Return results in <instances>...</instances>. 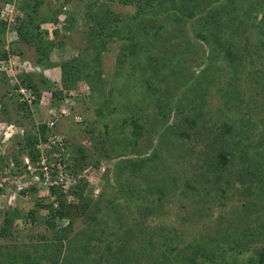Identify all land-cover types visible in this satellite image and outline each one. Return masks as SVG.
I'll return each mask as SVG.
<instances>
[{"label":"rangeland","instance_id":"374dc122","mask_svg":"<svg viewBox=\"0 0 264 264\" xmlns=\"http://www.w3.org/2000/svg\"><path fill=\"white\" fill-rule=\"evenodd\" d=\"M24 1L26 0L0 2V20L6 22L7 27L5 30L8 33L4 38L5 45L3 50L9 54L4 58L7 60V64H0V78L4 77L9 82V85L3 87L0 83V98H2V94H10L11 91L13 94L21 95L19 90L25 88H19L18 85H21L23 73L36 74L32 82L36 83V88L37 90L39 89V92L36 91L33 96L36 98L37 94H40V98L38 107L34 110L33 115H30L26 109L19 108L16 104L10 105L11 103L6 100L7 98L1 99L9 106L0 112V129L2 130L0 134V157L6 154V157H3L5 161L14 162V166L17 164L18 168H22L19 170L21 174L16 175L15 178L17 180L23 178V183L20 184L21 181L17 182L15 190H19L18 192L14 191L13 193L8 192L0 195V227L3 226L4 219L7 220L8 217L5 210L14 209L28 212L35 207L34 204L36 202L42 200L41 197H37L38 201L33 200L28 193L22 195V192L30 191V188H32L30 187V177L26 174L27 168L24 166L27 153L22 156L18 152L20 155L17 158L14 159L12 157V154L17 150L16 142L24 140L28 134L35 140L34 151L40 150L49 154V164L55 167L60 163L63 171H65V167L62 162L69 161L70 163L76 157V148L79 146L82 147L85 155L92 162L95 163L94 159L96 157L94 155L98 156V167L95 168L92 164H87L78 173V180L84 178L83 176L86 174L89 185L94 189V196L100 193L104 185L103 182L106 180H111L110 183L114 187H116V183H120L128 195L131 192L132 201L131 203L128 202L129 205H123L125 207L123 210L124 219L105 222L103 228L100 229L102 233L100 238L94 234L85 235V233H82L78 236L77 242L72 244L62 243L60 250L55 245L54 251L51 253L43 251L48 244L46 239H54L49 229L43 224V221L48 218L47 211L40 210L35 212V216L39 220L36 221L38 223L41 222V225L38 226L30 222L31 216L27 219L17 218L14 220L12 218L11 226L14 233L11 238H4L0 235V258L3 264H95L96 260L98 264H117L114 259L116 254L122 258V261L126 260L125 264H146L147 261H150V264L151 262L152 264H193L190 261H193L197 255L191 253L190 243L197 237L209 238L213 228H219L220 232H233L235 235L230 237L239 242L245 241V239L239 240L242 236L238 235L236 228L232 226V222L235 221V216L241 210L242 204H245L244 209L250 212L251 217L246 220L253 223L258 220L259 223H264V186L257 185V188L262 186L263 191L260 192L257 188L251 191L250 186L246 187V182L248 184L249 178L255 184L258 178L257 172L264 167V110L260 111L253 106L249 110L250 121L260 130V135H263V143L261 146L240 153L236 157L239 161L235 164L234 170H236V177L242 178V181L236 182L233 188L240 194L239 198L241 200L239 201H236V198L230 200L222 197V203L221 200L217 203L216 198L212 200L211 192L205 191L204 193L200 190L201 186H198V184H196L198 189L188 187L186 180H192L193 170L189 169L179 174L176 171V167L173 166V160L165 159V156L168 157L171 153L177 155L181 153L180 148L175 149L177 145L179 147V143L176 141L173 144L169 142V145L162 143L160 152L157 150V140L154 135H150V140H153L152 146H145L147 149L141 146L142 136L139 139L140 143H135L133 146L134 154L132 156L123 153L124 146L127 147L126 140H128L129 146L134 142L133 139L129 138L132 129L131 125H129L131 120L124 122V119H133L134 121L135 118H138V122L150 121L153 118H158L159 120L160 115H164L168 109L174 108L176 101L183 98L186 94L189 95L187 98H195V102L202 101L204 103L203 110L205 115L203 111L202 113L206 119L220 117L221 107L222 105L225 106L227 101L234 104V97L229 96V94H234V90L229 93L224 89L226 88L225 86H232L234 81L242 83L245 81L247 84L245 96L248 99L251 98L254 101L264 100V55L260 52L263 47L262 44H264V14L263 12L254 11L258 4H264V0H250L253 4L252 6L251 4L242 3L241 0H236V4L229 1L222 4L218 2L219 0H165L163 5L167 6V10L177 12L178 17L181 20L183 19L176 29L170 33H180L184 39L187 37L192 39L195 45L199 44V46L194 48V51L199 53V59L196 63L190 64L188 69H191V72L196 77V83L194 82L193 85L188 84L185 88L182 87L178 90V94L175 95L177 96L176 100L169 104L164 97L166 93H164L163 81L158 83V81L153 80L149 87H146L142 80L139 81L140 77L144 78L146 70L147 73L150 70L158 78L160 71L158 69H149L151 63H144L134 75L129 70H126L125 74H123L117 70V54L120 43L110 41L107 45L108 49L98 58L100 64L98 70L104 74L105 88L107 90L115 89L111 94L104 95L107 96L106 98L103 94L101 95L102 98L110 99L111 103L105 105L102 110L91 107L90 85L82 83L79 91H71L69 93L71 96H77L78 93L84 94L76 100L78 101L77 111L72 112L68 108V112L62 117H58L56 123L54 122L51 127L50 121H53L55 117L47 108L50 104L48 100H50L52 92L44 88L45 85H43L37 75L42 73L53 86L54 84H59L62 78V71L56 64L66 62L69 67L70 61L75 56H79L84 61L86 56L88 57V51L90 50L88 47L91 46L92 42L87 40V32L92 28L94 22L93 20L87 22V16L82 14L72 30H65L64 24L67 12L72 11L77 6L80 13L86 8L85 6L88 3L72 0L64 7L63 0H41L42 4L39 6L38 14L42 17L48 16V18L52 14L55 19L54 22H45L40 25V30L47 32L48 38L53 40L50 58L56 65L44 70L45 73H43V70L41 71L39 66L34 64L35 60L40 58L35 49L22 43L18 44L20 54L10 50L16 40L14 39L15 31L12 32L9 29L11 25L7 22H10L11 18L15 20V23L16 20L22 19L24 13L20 4H23ZM93 10L96 17L102 16L117 20L131 17L137 11L134 6H122L116 1L111 2L109 0H99L93 6L92 12ZM190 11L195 12V14ZM147 15H150V13ZM191 17L200 20L199 24L206 28L209 36L213 38L212 40H219V45L225 46L222 52L227 54L230 59L232 58L230 62L224 61L226 63H221L219 59L213 60V65L216 66L214 70H208L210 75L207 78H203L200 72L204 70L202 68L204 67L203 64L207 62V55L211 53L216 45L215 43L209 45L202 42L194 38L193 35L186 36L189 26L187 21ZM29 19H32L28 24L29 29L33 26L35 27L40 20L35 15L30 16ZM202 22H205L206 25ZM55 30L58 32L57 36L54 34ZM173 38L175 41V37ZM201 42L203 43L202 45ZM176 45L179 46V44ZM6 46L8 47L6 48ZM179 49L175 47V44L170 46V50L179 51ZM4 59L1 58L0 61ZM8 59H10V63H8ZM168 62L166 60L165 64ZM14 68L20 69L21 72L15 73ZM9 73H14L16 82L10 78ZM237 75L239 79H237ZM246 78H252V80H245ZM11 80L14 83L10 82ZM39 81L40 83H38ZM203 82H206V84ZM14 87L17 88L12 90ZM100 89L101 87L95 83V92L100 93L98 91ZM27 90L29 91L30 89L27 88ZM225 91L227 93L222 94ZM244 92L242 91L241 95L238 90L237 93L240 96H244ZM22 96L26 97L27 95ZM69 102L72 104L71 101H68V106H70ZM31 108L33 109L34 107L31 106ZM41 110H43L42 114L40 113ZM98 111H101L102 116L99 115ZM174 113L170 112L168 120L162 121L161 126L171 123V120L174 122ZM104 119H107V121H104ZM40 124L46 126V131L43 134L39 130ZM91 135L95 137V147L89 141ZM1 141L3 142L2 144ZM181 144L185 148L184 146L189 144V141ZM155 145L156 148H154ZM170 148L171 152L169 153ZM206 149L208 150L209 148L205 147ZM153 150L157 151L160 156L158 163L155 161L151 164L157 170H149L144 167L141 168L140 172H132L133 170H130L132 166L129 163V159L136 156H144L145 151L152 152ZM186 152L187 150L184 151L185 155ZM211 152L209 149L206 154L207 157L204 156V159L208 158L209 160ZM251 153L252 155L254 153V156L247 158ZM38 162H41V158L38 159ZM237 169H240V172ZM250 169L253 173L248 174ZM125 170L126 173H122ZM2 172L4 173V171ZM5 172H9V168ZM7 176L10 175L0 176V179L3 182H7ZM10 178L14 177L10 176ZM46 180V177H44L43 181L38 183L39 196L49 195V183H54V180L50 179L48 184ZM235 205H239V211L237 212L232 210ZM54 207H58L56 203ZM148 208L153 212V215L146 218L145 224H143L142 212L148 210ZM82 219H76L73 224V230L83 228ZM66 224L67 221H64L63 226ZM141 225L143 226L142 228L146 227V231L149 233L154 230L157 232V235L151 238L154 241L149 242V238L147 239L148 233L144 234L146 231H138ZM204 227H209L211 234L207 231L209 229L205 231ZM129 235L142 236H139V239H135L133 236L129 237ZM161 237H168L173 240L165 243ZM262 241L264 242V240ZM253 242L254 239H250L248 242L251 247H258V244L263 245V242L261 243L258 240L256 243ZM108 243L112 244L109 252L104 250L102 246L101 249L97 250V246L101 244L107 245ZM120 263L121 261L119 260Z\"/></svg>","mask_w":264,"mask_h":264},{"label":"trees","instance_id":"16d2710c","mask_svg":"<svg viewBox=\"0 0 264 264\" xmlns=\"http://www.w3.org/2000/svg\"><path fill=\"white\" fill-rule=\"evenodd\" d=\"M10 1L11 0H0V2L3 3ZM71 1L72 0H63L62 3L65 7ZM77 1L88 3V5L85 6L86 8L80 13L78 12L77 6L72 11L67 12L64 29L72 30L82 14L87 16V22L93 20L94 25H92V28L87 32L88 34L86 36L87 40L92 41L91 46L88 47L90 49L88 51V57L86 56L83 61L79 56H75L74 59L70 61L69 67L66 62H59L56 64L62 71V78L59 81V84L51 86L50 82L43 76L42 73L41 75H37L43 85H45L44 88L52 92L49 98L50 100H48L50 104L48 105L47 110L50 111L51 114L55 115V118H53L55 119V123L58 117H62L59 115L60 108L65 103L66 99L72 102V104L69 102L70 106H68L70 111H77L76 108L78 101L76 100L84 94L78 93L77 96H71L69 93L71 91H79L82 83L88 86L90 85L89 97L92 102L91 107H95L97 110H102L105 105L111 103L110 99H105L107 96L104 95L111 94V92L115 89L107 90L105 88V81L103 79L104 74L98 70L100 67L98 58L101 57L102 53L108 49L107 45L110 41L120 43L117 54L118 71L125 74V71L129 70V72L134 75L144 63H151V67L149 69H158L160 71L158 78L150 70L148 71L149 73H147L146 70L144 72V78L140 77L139 81L142 80V82L146 84V87H149L153 80L158 81V83L163 81L164 93H166V96L164 97L168 100L169 104H172L174 100H176L177 96L175 95L178 94V90L182 87L185 88L188 84L193 85L194 82L196 83V77L193 75V72H191V69H188L190 68V64L196 63L199 59V53L194 51V48L199 46V44L195 45L194 41L192 39H188L186 36L193 35L194 38H197L202 42L208 43L209 45H213V43H215L216 45L211 53L207 55V62L203 64L204 67L202 69L204 70L200 72L203 78L209 77L210 74L208 73V70H214L216 65H213V60L219 59L221 63L224 61H232V58L230 59L227 54L222 52L223 48L225 49V46H220L219 40H212L213 38L209 36L206 28L202 27L199 24L200 20H197L195 17H191L189 21H187L189 26L187 28L188 34L185 36V39L180 33L175 32L171 34L170 32L174 31L183 19L181 20V18L178 17L177 12L169 9L167 10V6L165 4L164 7L163 3L165 0H109L111 2L116 1L122 6L129 5L136 7V13L123 20L110 19L102 16L96 17L94 13L95 11L93 10L92 12V8L99 0ZM228 1L236 4V0H219L218 2L223 4ZM241 2L246 5H253L250 0H241ZM143 3L146 4L144 5ZM41 4V0H26L23 4H20L24 16L21 20H16V23L11 25V28L9 29L16 31L18 34V40L11 46L10 50L14 53L20 54V47L18 48V44L22 43L35 49L40 58L35 60L34 64L38 65L42 71L56 65L50 58L53 40L48 38L47 32L40 30L41 23L54 22L55 19L52 14H50L49 18L48 16L42 17L38 14V9ZM254 11H258L259 13L263 12L264 14V4H258ZM148 13H150V15H147ZM191 13L195 14V12ZM32 15H35V17L40 20L35 27L33 26L29 29L28 24L33 19H29V17ZM202 23L206 25L205 22ZM6 27V22H2L0 20V59H4L8 55L7 52L3 50L5 45L4 38L7 34L5 30ZM9 29H7V31H9ZM54 34L55 36L58 35L57 30L54 31ZM173 37H175V41ZM202 42L201 45L203 44ZM173 44H175V47L180 48L179 51H175L177 48L175 50H170V46ZM176 44H179V46ZM262 45L263 47L260 52L264 55V44ZM166 60L169 61L167 64H165ZM22 75L23 80L21 85H18V87L22 86L30 89L33 95H35L36 91L39 92V89L37 90L36 88V83L32 82V79H34V75L36 74L23 73ZM250 77L252 76L250 75ZM237 79H239L238 75ZM245 80L251 81L252 78H246ZM0 83L2 87L9 85L8 80L4 77L0 78ZM38 83H40V81ZM95 83L101 87V89L98 90L100 93L95 92ZM203 83L206 84V82ZM246 85L245 81L243 83L240 81H234L232 86H225L226 88L224 89L229 93H232L234 90V94H229V96L234 97V104L227 101L228 105H222L221 107V116L214 119H206L204 116L205 112L203 110L204 103L202 101L195 102V98H187L189 97L188 94H186L183 98L178 99L174 108L168 109L166 114L160 115L159 120L158 118H153L150 121L146 120L138 122V118H135L134 121L133 119H124V122L131 120L129 125H131L132 129L129 134V138L133 139L134 142L131 146H129L128 140H126L128 148L124 146L123 153L130 154V156H132L134 154L133 146L135 143H140L139 139H141L142 136L143 140L141 146L146 148L145 146H152L153 140H150V135H154L157 140V150L160 152L162 143H167L169 145V142L173 144V142L176 141L179 143V147L177 145L175 149L180 148L181 153L178 155L171 153L168 157L165 156V159L173 160V166L176 167V171L179 174L182 172L184 173L189 169L193 170L194 174L191 181L184 178L188 183V187L192 189L195 187L198 189L196 185L198 184V186H201L200 190L204 193L205 191H210L213 196L212 200L216 198L217 203L222 199V197L229 198L230 200L236 198V201L241 200V198H239V192L233 188V185L236 182L240 180L242 181V178L236 177V170H234L235 164L239 161L236 157L239 156L240 153H244L250 149L252 150L254 147L261 146L263 143V135H260V130H258L255 124L250 121L249 110L252 106L258 108L260 111L264 110V100L254 101L251 98L248 99L245 96ZM16 88L17 87H14L12 90ZM194 88H196V86H194ZM238 90L241 92V95L242 91H245L243 94L244 96L238 95ZM225 93L227 92L225 91L222 94ZM102 94L105 97H103L104 99L101 96ZM3 98H7L6 100L11 103L10 105L16 104L19 108H24L30 113V115H33L34 110L38 107L40 94H37L36 98H33L31 103H28L26 100L21 101L22 95L13 94L12 91L10 94H2V98H0V112H2L5 107L9 106V104H5L4 100H1ZM31 106L34 108L32 109ZM170 112H175L173 114V120L175 119V121L172 122L171 120V123L161 126L162 121L164 122L165 120H168ZM40 113L42 114L43 110H41ZM99 115L102 116L101 111L99 112ZM107 119H104V121H107ZM39 130L43 134L46 131V126L44 124H40ZM90 137L89 141L91 142V145L95 147V137L93 135ZM188 141L189 144H186L184 146L185 148H183V144L181 143ZM16 143L18 151L16 150L12 154V157L15 159L20 154L24 156L27 153V159L31 163V170L27 169L26 174L30 177V187L32 188H30V191L22 192V195L28 193L33 200L35 199L38 201L37 197H41L42 200L36 202L34 204L35 207L28 212H22L20 210L17 211L14 209L5 210L8 217L7 220L4 219L3 226H1L2 228L0 227V235L2 237L11 238L14 233L12 232L11 226L12 218L14 220L17 218L27 219L31 216L30 222L38 226L41 225V222L38 223L39 220L35 216V212L45 210L48 212V218L46 221H43V224L49 229V232L52 234L54 239H46L48 244L43 251L45 253H51L54 251L55 245L60 250L62 243L72 244L77 242L79 239L78 236L82 233H85V235L94 234L100 238L102 234L100 229L103 228L106 221L111 222L116 219H124L125 216L123 210L125 207H123V205H129L128 202L131 203L132 199L130 197L131 192H129L130 195H128V193L123 190L122 184L116 183V187H114L110 183L111 180H106L103 182L104 185L102 186L100 193L97 196H94V189H92L91 185H89L87 175L85 174L83 176L84 178H80V180H78V173L86 167L87 164H92L95 168L98 167V156L94 155L96 157L94 159V163L88 158V156L85 155L82 147H77L76 157H74L70 163L69 161L62 162L65 167V171H63L64 176L68 180V183H53L48 187V196H39L38 183L43 181L44 175L43 165L38 162V159H45L47 165L50 155L46 154L44 151H34L35 140H33V137L30 134H28L24 140ZM164 146L166 147V145ZM205 147L212 151L209 160L208 158L204 159V156L207 157L206 154L209 152V149L205 150ZM154 148H156V145ZM185 150H187L186 155L184 154ZM145 152L144 156H136L129 159V163L132 166L130 167V170H133L132 172H140L142 167L149 170H157V168H153L151 164L155 161L156 163L159 162V154L154 150L152 152ZM168 152H171V148ZM41 154L43 155L41 156ZM250 156H254V153L253 155L252 153L251 155H248L247 158H250ZM3 157L5 158L6 154ZM3 157H0L1 177L4 175H10L15 178L16 175L21 174L19 170L22 168H18L17 164L14 166V162L5 161ZM10 163H12L13 166H10ZM24 166L27 168L25 163ZM6 167L7 169H5ZM8 168L9 172L6 173L5 170L7 171ZM2 171H4V173ZM237 171L240 172V169H237ZM51 173V179L55 181L57 179V176L55 175L56 173L52 171ZM122 173H126V170ZM251 173L253 172L250 169V173L248 174ZM257 173L258 178L256 179L255 184H253L254 182L250 178L248 184L246 182V187L250 186L249 188L251 191H254V188L258 187L257 185L264 186V167ZM10 176H7V182H3L0 179V195L7 194L8 192L13 193L14 191H19L17 189L15 190V188H17V182L21 181L20 184L23 183V178H21V180H17L16 178L11 179ZM257 189H259V192L263 191L262 186ZM55 203L58 206L57 208L54 207ZM244 207L245 204H242L240 211L239 205H235L232 208L233 212L239 211L235 216V221L232 222V226L236 228L238 232L237 234L242 236L239 240L241 241L242 239H245V241L239 242L238 240L233 239V237H230L235 235L233 232H220L219 228H213V232L211 234L210 228L204 227L205 231L209 229L207 231H209L211 235L209 238H204L203 236L197 237V239L190 243L192 248L191 253L197 255L193 261H190L191 263L264 264V242L262 241L264 240V223H259L258 220H256L255 223L246 220L251 216L250 212L244 209ZM150 215H153V212H151L149 208L148 210L142 212L143 224H145L146 218L150 217ZM78 218H83L81 224L84 226L82 229L73 230V224ZM64 221H67V224L63 226ZM142 227L143 226L141 225L138 228V231L147 230L146 227ZM144 234H147V239L149 238V242H152L154 239L151 238L155 237L157 232L155 230L152 233L146 231ZM130 236H133L135 239H139L138 237L142 235H129V237ZM161 238L164 239L165 243L168 241L172 242L173 240L168 237ZM250 239H254L253 243H256L257 240L261 241V243L263 242V247L260 244H258V247H251L250 243H248ZM111 245L112 244L110 243L107 245L101 244L96 248L99 250L102 246L104 250L109 252ZM114 259L117 264H119V260L121 261L120 264H125L126 261H122V258L117 254ZM0 264H3L1 258ZM95 264H98L97 260L95 261ZM146 264H150V261H147Z\"/></svg>","mask_w":264,"mask_h":264},{"label":"built area","instance_id":"2783aa9c","mask_svg":"<svg viewBox=\"0 0 264 264\" xmlns=\"http://www.w3.org/2000/svg\"><path fill=\"white\" fill-rule=\"evenodd\" d=\"M7 23H9L10 25H14L15 24V20L14 19H10V22H7ZM14 34H15V36H14V39L15 40H17L18 39V37H17V34H16V32H14ZM8 46H6V48H7ZM8 52H9V50H7ZM9 55V54H8ZM15 56V55H14ZM8 63H10V59H8ZM0 64L1 65H3V64H7V60L6 59H4V60H1L0 61ZM14 71H15V73H19V72H21V70L20 69H17V68H14ZM9 72H12V71H9ZM9 75L11 76L10 78H12V79H14L15 80V82H16V79H15V76H14V73L13 74H11V73H9ZM10 82H12V83H14V81L13 80H11ZM22 87V86H21ZM21 87H19V88H21ZM22 88H25V87H22ZM20 91V93H21V95H27L26 97H23L22 96V99H21V101L22 100H26L28 103H31V101L33 100V98H34V96H33V94H32V92H31V90H27V88H25V89H20L19 90ZM26 92H27V94H26ZM25 93V94H24ZM68 99H66L65 100V103L63 104V106H62V108L60 109V116H62V115H64V114H66V112H68ZM54 117H55V115H54ZM54 122H55V119H53V121H50V127L51 126H53L54 125ZM1 129H0V134H1ZM3 134V133H2ZM3 142L1 141V144H2ZM43 154H41V156H42ZM42 165H43V175H44V177H46V181H47V184H48V181L51 179V171L52 172H55L56 174V176H57V179L54 181V183L56 184V183H61V182H63V183H68V180L65 178V176H64V172H63V170L61 169V165H60V163H59V165H57V166H55V167H57V168H55L54 166H51L50 164H49V162L47 161V165H46V161H45V159H43V158H41V162H40ZM25 164L27 165V169H29V170H31V163L29 162V160L28 159H26L25 160ZM10 166H13V164L12 163H10ZM55 168V169H54ZM53 184V182H51V183H49V185H52Z\"/></svg>","mask_w":264,"mask_h":264},{"label":"clouds","instance_id":"9594fccd","mask_svg":"<svg viewBox=\"0 0 264 264\" xmlns=\"http://www.w3.org/2000/svg\"><path fill=\"white\" fill-rule=\"evenodd\" d=\"M13 31H14V30H12V32H13ZM15 32H16V31H15ZM7 34H8V33H7ZM16 34H17V32H16ZM17 37H18V36H17ZM17 40H18V39H17ZM17 40H16V41H17ZM42 72L45 73L44 70H43ZM44 75H46V74H44ZM45 77H46V76H45ZM46 78H47V77H46Z\"/></svg>","mask_w":264,"mask_h":264}]
</instances>
